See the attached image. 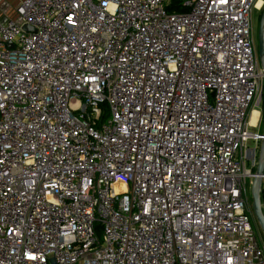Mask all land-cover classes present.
Returning a JSON list of instances; mask_svg holds the SVG:
<instances>
[{"label":"built area","instance_id":"obj_1","mask_svg":"<svg viewBox=\"0 0 264 264\" xmlns=\"http://www.w3.org/2000/svg\"><path fill=\"white\" fill-rule=\"evenodd\" d=\"M263 1H21L0 24V264H264Z\"/></svg>","mask_w":264,"mask_h":264},{"label":"water","instance_id":"obj_2","mask_svg":"<svg viewBox=\"0 0 264 264\" xmlns=\"http://www.w3.org/2000/svg\"><path fill=\"white\" fill-rule=\"evenodd\" d=\"M28 29L29 28L26 26L23 27V30L25 31ZM257 54H258L260 68L264 77V8L260 16L258 30H257ZM262 136H264V130ZM263 172H264V140L261 142L260 151L258 155V166L255 171L256 177L253 179L250 189L251 199H252V204H251L252 212L256 220V223L264 238V215L261 210V203L259 198L260 184H261L259 176H261Z\"/></svg>","mask_w":264,"mask_h":264},{"label":"rangeland","instance_id":"obj_3","mask_svg":"<svg viewBox=\"0 0 264 264\" xmlns=\"http://www.w3.org/2000/svg\"><path fill=\"white\" fill-rule=\"evenodd\" d=\"M264 8V1H263V5L261 7L260 10H255L252 12V16H251V21H252V26L254 28V31H255V40H256V43H257V30H258V24H259V20H260V16L262 14V10ZM263 106H264V90H263V93H262V96H261V105L257 108V107H254L253 110H251L250 112V116L248 117V121H249V124H250V121H251V116H252V113L253 111H256L258 112V119H257V122H258V125L256 127H249V131L251 133H258V134H263V130H264V119H263V116H262V113H263ZM256 122V124H257ZM255 124V125H256ZM260 146H261V142H253V141H248L245 145V149H256V152L258 154L259 152V149H260ZM246 168H249L250 169V164L248 162H246ZM253 171L255 172L256 169H253ZM247 188H248V198H249V201H251L252 203V199H251V190L249 188V185H247ZM262 209L264 211V206L262 205ZM252 211V209H251ZM252 215H253V212H252ZM253 219H254V222H255V226H256V229L258 231V235H259V238L264 242V238L262 236V233L256 223V220L254 218V215H253Z\"/></svg>","mask_w":264,"mask_h":264},{"label":"crops","instance_id":"obj_4","mask_svg":"<svg viewBox=\"0 0 264 264\" xmlns=\"http://www.w3.org/2000/svg\"><path fill=\"white\" fill-rule=\"evenodd\" d=\"M23 0H0V24L15 19V9Z\"/></svg>","mask_w":264,"mask_h":264},{"label":"bare ground","instance_id":"obj_5","mask_svg":"<svg viewBox=\"0 0 264 264\" xmlns=\"http://www.w3.org/2000/svg\"><path fill=\"white\" fill-rule=\"evenodd\" d=\"M260 5H261V2L259 1L258 3H257V9L260 7ZM257 119H258V112H256V111H253V113H252V116H251V121H250V124H249V126H255V124H256V122H257Z\"/></svg>","mask_w":264,"mask_h":264},{"label":"trees","instance_id":"obj_6","mask_svg":"<svg viewBox=\"0 0 264 264\" xmlns=\"http://www.w3.org/2000/svg\"><path fill=\"white\" fill-rule=\"evenodd\" d=\"M175 11L178 12V13H184V12H186V10L185 9H182V8H176ZM262 109H263V112H264V106H263ZM263 114L264 113H262V116H263V119H264V115Z\"/></svg>","mask_w":264,"mask_h":264}]
</instances>
